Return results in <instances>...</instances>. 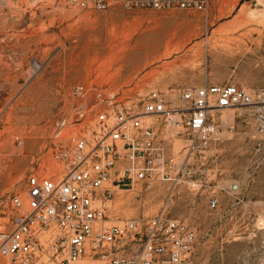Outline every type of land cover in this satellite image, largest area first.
I'll use <instances>...</instances> for the list:
<instances>
[{
  "label": "rangeland",
  "instance_id": "obj_1",
  "mask_svg": "<svg viewBox=\"0 0 264 264\" xmlns=\"http://www.w3.org/2000/svg\"><path fill=\"white\" fill-rule=\"evenodd\" d=\"M208 1L195 12L0 0V196L24 197L33 173L63 172L52 156L56 125L87 105L72 98L77 85L98 87L116 111L141 112L152 92L177 109L185 107V89L231 84L254 105L212 111L219 128L207 149L182 127L166 130L161 119H146L194 174L190 185L118 191L108 225L164 213L195 233L194 264H264V0ZM148 39L157 50L146 47Z\"/></svg>",
  "mask_w": 264,
  "mask_h": 264
},
{
  "label": "built area",
  "instance_id": "obj_2",
  "mask_svg": "<svg viewBox=\"0 0 264 264\" xmlns=\"http://www.w3.org/2000/svg\"><path fill=\"white\" fill-rule=\"evenodd\" d=\"M66 1L81 11L122 7L195 12H204L209 2ZM72 98L79 103L87 101V105L78 104L56 125L59 141L52 156L63 172L54 175L48 169L43 175L33 173L27 179L24 197L0 196V261L83 264L88 259L98 264H194L197 238L193 231L164 213L108 225L111 202L118 191H133L138 185H190L194 171L187 157L171 152L157 124L147 118L161 119L166 130L184 128L191 140L207 149L219 128L212 120V111L253 106V96L231 84L202 86L185 89L180 97L185 107L175 109L164 94L152 92L143 99L141 112L116 111L96 86L77 85ZM102 103L109 105L100 108ZM216 205L213 199L211 206Z\"/></svg>",
  "mask_w": 264,
  "mask_h": 264
},
{
  "label": "bare ground",
  "instance_id": "obj_3",
  "mask_svg": "<svg viewBox=\"0 0 264 264\" xmlns=\"http://www.w3.org/2000/svg\"><path fill=\"white\" fill-rule=\"evenodd\" d=\"M153 40L154 39H151V40H147V41H152L153 42ZM152 45H148V46H146V47H150V49L152 48V49H154V50H157L158 49V46L156 45V43L155 42H153V43H151ZM163 48L165 49V53L162 55V57H168V56H170L169 54L170 53H168V44H165V46H163ZM177 49V48H176ZM175 49V50H176ZM178 50V49H177ZM138 53V52H137ZM148 64V63H147ZM146 64V65H147ZM171 67H173V64H171V65H168V66H165V67H163V69L166 71L167 69H171Z\"/></svg>",
  "mask_w": 264,
  "mask_h": 264
}]
</instances>
